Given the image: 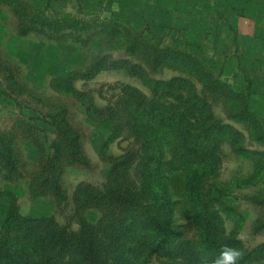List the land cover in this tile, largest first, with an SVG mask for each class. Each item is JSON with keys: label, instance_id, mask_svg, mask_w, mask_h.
Masks as SVG:
<instances>
[{"label": "rangeland", "instance_id": "obj_1", "mask_svg": "<svg viewBox=\"0 0 264 264\" xmlns=\"http://www.w3.org/2000/svg\"><path fill=\"white\" fill-rule=\"evenodd\" d=\"M235 1H225L239 8L241 21L234 29H229V19L220 25L199 23L175 30L160 16L143 15L135 24L129 16L108 11L87 15L74 0H0V129L12 139L17 164L11 171L0 162V236L6 231L5 213L13 205L20 207L22 215L45 219L52 226L40 235L54 227L64 236L79 234L82 216L89 218L104 240L109 237L108 228L111 234L115 232L114 220L107 219L113 214L111 209L90 206L86 187L101 189L110 183L107 156L118 158L141 149L128 133L108 150L104 147L112 133L106 116L116 111L118 118L124 117L123 110L133 100L159 102L178 116L187 111L185 119L191 123L209 120L204 115L211 114L238 131L239 149L248 154L238 153L231 139L216 140L221 164L210 175L207 188L211 195L221 190L220 199L227 209L222 208L210 224L222 242L241 243L229 245L225 260L229 250L250 255L264 247V228L257 229L264 224V203L254 201L264 198V140H259L264 136V83L256 82L252 62L260 45L253 48L250 38L255 21L264 26V0ZM55 16L71 22L57 30ZM33 18L34 24L30 23ZM51 23L53 29L48 28ZM30 26L32 30L27 29ZM187 58L193 67L185 64ZM152 80L162 85L152 84ZM172 81V86L165 85ZM213 83L226 85L228 89L221 92H230V96L214 92ZM193 94L199 97L197 105ZM64 112L81 134L90 166L62 158L58 168L65 199H60L41 171L46 154L37 140L41 137L47 150L57 143L58 136L44 117ZM33 128H39L38 132ZM178 142L172 135L164 142V170L175 202L176 239L170 246L158 247L152 238L135 234L127 242L129 257H107V264H200L202 233L196 211L184 197V152ZM140 171L138 161L121 171L120 185L141 192ZM19 232L18 227L12 234ZM65 259L75 262L71 254ZM239 261L240 257L237 264ZM248 264H264V249Z\"/></svg>", "mask_w": 264, "mask_h": 264}, {"label": "trees", "instance_id": "obj_2", "mask_svg": "<svg viewBox=\"0 0 264 264\" xmlns=\"http://www.w3.org/2000/svg\"><path fill=\"white\" fill-rule=\"evenodd\" d=\"M55 19L56 27L51 23L48 28L55 27L60 30L59 27L71 22L67 17L55 16ZM35 21L36 19L33 18L30 23L34 24ZM27 29L32 30L33 27ZM135 47L136 45L132 48ZM185 64L190 66L188 58ZM153 82L152 80V84L162 85L160 82ZM165 85L170 87L173 81ZM222 88L228 89L224 84L213 83L214 92L224 97L230 96V92L226 94L221 92ZM192 99L197 105L199 97L193 94ZM90 106L91 109L93 105ZM190 107L194 108V106ZM123 113L125 116L122 118H118L116 111H111L110 116H106L108 123L112 125V133L104 147L108 150L111 143L128 133L135 136V141L140 143L141 149L138 152L130 151L118 158L106 153L111 164L110 183L101 189L86 187L89 193L86 201L90 206L111 209L110 212L113 214L107 219L114 220L115 225L112 229L115 232L111 234V228H108L109 237L104 240L103 236L96 234L97 228L90 225L89 218L82 216L83 226L79 234L64 236L54 227L52 230L49 229L47 234L40 235V231L52 226H47L45 219L22 215L20 207L13 205L6 211L3 219L6 231L0 236V264H107V257H115L117 260L129 257L127 242L134 238L135 234L152 238L158 247L170 246L177 236L173 226L175 202L164 170L166 162L164 142L170 135L175 136L184 152L182 161L185 171L182 188L185 200L196 211L202 233L198 254L200 264L223 262L224 252L229 245H241L239 241L222 242L219 235L213 233L210 222L212 223L215 215L219 216L222 208H227L220 199L221 190L216 189L211 195L207 188L212 177L210 175L216 173L221 164L216 140L231 139L238 153L248 154L239 149L241 135L238 131L207 113L204 116L206 119L208 116L209 120L197 123L186 122L187 111L182 116H178L172 108L166 105L160 106L159 102L138 103L129 100ZM44 121L53 128L58 138L57 143L55 142L49 150L42 144V138H38L37 145L46 154L44 157L46 162L41 171L54 194L60 199H65L58 168L62 158L67 157L83 167H89L90 163L81 145V134L70 125L66 113L45 116ZM33 129L38 132L39 128ZM259 140H264V136ZM13 148L12 139L0 129V162L11 171L17 169ZM137 161L141 168L143 187L141 192L133 193L120 185L118 176L121 171L130 168ZM254 201L264 203V198H254ZM81 213L83 215L82 211ZM18 227L21 232L13 235L12 232ZM263 228L264 224L257 227V229ZM261 249L264 247L255 252ZM256 253L241 254L239 264H248ZM68 254L75 256V262L66 261ZM131 264L138 263L132 261Z\"/></svg>", "mask_w": 264, "mask_h": 264}, {"label": "crops", "instance_id": "obj_3", "mask_svg": "<svg viewBox=\"0 0 264 264\" xmlns=\"http://www.w3.org/2000/svg\"><path fill=\"white\" fill-rule=\"evenodd\" d=\"M226 0H74L76 7H81L83 13L95 16L108 11L112 15L129 16L131 23L139 24L143 15L160 16L163 23L169 24L171 29L187 30L194 24L220 25L226 20H231L229 29L239 25L241 18L233 4L227 5ZM236 1L233 0V3ZM61 16V15H60ZM168 17L169 22H168ZM98 18V17H97ZM118 18V17H115ZM237 25V26H238ZM256 49L259 43L260 49L252 62L255 64L256 82L264 83V26H259L255 21L254 34L250 36ZM252 48V49H253ZM254 50V49H253ZM260 77V78H259Z\"/></svg>", "mask_w": 264, "mask_h": 264}, {"label": "clouds", "instance_id": "obj_4", "mask_svg": "<svg viewBox=\"0 0 264 264\" xmlns=\"http://www.w3.org/2000/svg\"><path fill=\"white\" fill-rule=\"evenodd\" d=\"M241 253L236 250H229L226 254V260L221 262L217 261V264H237Z\"/></svg>", "mask_w": 264, "mask_h": 264}]
</instances>
